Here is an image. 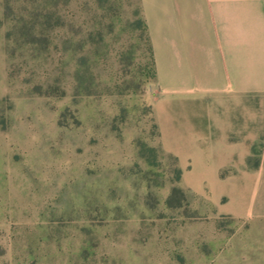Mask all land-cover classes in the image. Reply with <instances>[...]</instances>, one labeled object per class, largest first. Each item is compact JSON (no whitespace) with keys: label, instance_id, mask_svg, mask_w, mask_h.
Returning a JSON list of instances; mask_svg holds the SVG:
<instances>
[{"label":"rangeland","instance_id":"rangeland-1","mask_svg":"<svg viewBox=\"0 0 264 264\" xmlns=\"http://www.w3.org/2000/svg\"><path fill=\"white\" fill-rule=\"evenodd\" d=\"M142 19L141 0H0V264H211L264 232L178 181Z\"/></svg>","mask_w":264,"mask_h":264},{"label":"crops","instance_id":"crops-1","mask_svg":"<svg viewBox=\"0 0 264 264\" xmlns=\"http://www.w3.org/2000/svg\"><path fill=\"white\" fill-rule=\"evenodd\" d=\"M141 8L156 71L150 104L182 186L205 193L218 214L264 227V0ZM232 238L245 244L211 264H264V232Z\"/></svg>","mask_w":264,"mask_h":264},{"label":"trees","instance_id":"trees-1","mask_svg":"<svg viewBox=\"0 0 264 264\" xmlns=\"http://www.w3.org/2000/svg\"><path fill=\"white\" fill-rule=\"evenodd\" d=\"M139 23L142 25V27H143V31L146 33V38H147V42H148V45H149V50H150V53H151V68H152V70H151V76L150 77H148V80H155V78H156V71H155V62H154V55H153V49H152V46H151V41H150V36H149V32H148V27H147V24H146V21H145V19H144V17H143V19L141 20V21H139ZM155 120V119H154ZM155 124H156V122H155ZM156 127H157V130H158V135H159V137H160V133H159V129H158V126H157V124H156ZM162 147V146H161ZM163 149V148H162ZM163 151H164V149H163ZM253 154L254 155H257L258 154V150H257V148H254V150H253ZM170 156H172V157H174L173 155H171V154H169ZM174 159H175V162H176V172H177V175H178V181L180 182L181 180H182V171H181V169L178 167V162H177V159L174 157ZM256 163H258V161L256 162ZM176 191H178V192H183V190L182 189H180V188H177V189H175ZM188 192L189 193H191L189 190H188Z\"/></svg>","mask_w":264,"mask_h":264}]
</instances>
